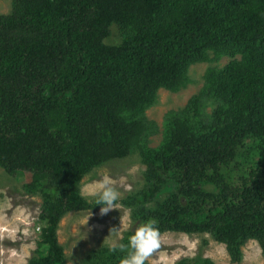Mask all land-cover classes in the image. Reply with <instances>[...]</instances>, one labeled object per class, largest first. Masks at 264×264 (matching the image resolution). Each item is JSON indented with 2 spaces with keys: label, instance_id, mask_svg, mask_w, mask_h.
I'll return each instance as SVG.
<instances>
[{
  "label": "trees",
  "instance_id": "trees-1",
  "mask_svg": "<svg viewBox=\"0 0 264 264\" xmlns=\"http://www.w3.org/2000/svg\"><path fill=\"white\" fill-rule=\"evenodd\" d=\"M113 25L120 40L109 45ZM194 63L210 64L203 88L164 123L153 158L158 170H183L189 189L180 182L168 203H141L133 219L158 234H209L233 260L249 239L264 254V150L243 157L249 140L264 141V0H14L0 14V166L32 173L44 200L43 249L28 264H64L61 217L100 207L81 196L82 177L143 147L145 109L160 90L186 87ZM198 177L224 196L198 190ZM133 233L87 260L121 264Z\"/></svg>",
  "mask_w": 264,
  "mask_h": 264
},
{
  "label": "rangeland",
  "instance_id": "rangeland-1",
  "mask_svg": "<svg viewBox=\"0 0 264 264\" xmlns=\"http://www.w3.org/2000/svg\"><path fill=\"white\" fill-rule=\"evenodd\" d=\"M13 1L0 0V14L12 12ZM119 40L120 30L117 25H113L106 43L113 45ZM228 61L227 58L221 59L219 66L226 65ZM209 66L208 63H194L189 71L191 81L186 87L176 93L164 89L159 91L156 102L143 113L145 122L150 126L143 135V147L132 149L125 157L107 161L82 177L80 192L88 201L96 199L90 194L98 189L104 176L112 179L120 196L116 202L117 208L107 214L102 215L98 207L71 210L61 217L56 235L63 248L64 264H91L87 260L91 253L101 248L119 246L128 232L144 224L132 216L134 209L141 203L153 208L168 203L180 191V182H183V190L189 189L183 170H158L153 158L163 141L164 123L173 114H180L189 105L191 98L202 90ZM203 112L205 122L206 119L210 120L206 117L211 116L212 108L205 106ZM192 117L196 118L194 114ZM199 119L202 120L201 116ZM254 138L249 140L251 146L245 148L251 152L243 154L245 159L254 158L258 154L253 153L256 150H264L263 140L252 145V142L258 141L257 137ZM230 165L228 172L234 171L231 162ZM209 170L211 168L203 177L210 174ZM203 177H198L201 184L196 178L198 190L210 196H224L225 189L211 179L203 180ZM33 181L30 172L11 173L0 166V264H28L43 249V230L46 225L42 220L44 200L39 190L32 187ZM230 181L232 183V180L227 183ZM135 198L141 202H132L131 199ZM158 245L146 259L148 264H176L181 259L194 257L210 258L216 264H264V254L255 239H249L243 245L241 260H233L227 246L216 242L209 234L188 235L166 231L158 234Z\"/></svg>",
  "mask_w": 264,
  "mask_h": 264
},
{
  "label": "clouds",
  "instance_id": "clouds-1",
  "mask_svg": "<svg viewBox=\"0 0 264 264\" xmlns=\"http://www.w3.org/2000/svg\"><path fill=\"white\" fill-rule=\"evenodd\" d=\"M97 199L101 214H107L111 209L117 208L116 202L120 192L113 186L109 176H104L99 182L98 189L91 193ZM129 246L132 249L130 254L122 259L121 264H145L146 259L151 255L158 245V231L150 223L138 226L130 237Z\"/></svg>",
  "mask_w": 264,
  "mask_h": 264
}]
</instances>
